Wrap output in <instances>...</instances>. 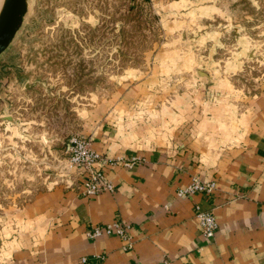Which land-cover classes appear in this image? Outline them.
<instances>
[{
  "label": "crops",
  "instance_id": "obj_1",
  "mask_svg": "<svg viewBox=\"0 0 264 264\" xmlns=\"http://www.w3.org/2000/svg\"><path fill=\"white\" fill-rule=\"evenodd\" d=\"M202 87L207 97L193 102L119 90L85 111L96 151L139 159L104 167L112 192L82 194L79 175L76 189L42 191L17 208L0 264H264V88ZM195 177L214 180L215 191L179 197ZM196 205L214 214L210 241ZM110 222L127 226L130 246L86 236Z\"/></svg>",
  "mask_w": 264,
  "mask_h": 264
},
{
  "label": "rangeland",
  "instance_id": "obj_2",
  "mask_svg": "<svg viewBox=\"0 0 264 264\" xmlns=\"http://www.w3.org/2000/svg\"><path fill=\"white\" fill-rule=\"evenodd\" d=\"M221 81L264 88V0H28L0 54V255L17 208L76 189L85 111L119 90L193 102Z\"/></svg>",
  "mask_w": 264,
  "mask_h": 264
},
{
  "label": "built area",
  "instance_id": "obj_3",
  "mask_svg": "<svg viewBox=\"0 0 264 264\" xmlns=\"http://www.w3.org/2000/svg\"><path fill=\"white\" fill-rule=\"evenodd\" d=\"M67 149L69 161L78 176L86 175L82 181V192L85 195L114 191V184L106 177L104 167L117 164L129 167L139 159L136 157L130 159L122 157L110 158L96 151L91 145L90 139L81 136H73L70 138ZM215 189L216 183L214 180L204 181L195 177L187 186L179 188L176 193L179 197H184L196 192L210 194ZM195 209L202 236L208 241L212 240L217 230V222L213 212L211 210H203L198 205L195 206ZM85 234L89 239H95L102 235L115 234L123 239L128 246L131 245L129 235L127 234V226L120 222L93 225L86 230ZM87 259L84 256L81 258V262L87 263Z\"/></svg>",
  "mask_w": 264,
  "mask_h": 264
},
{
  "label": "water",
  "instance_id": "obj_4",
  "mask_svg": "<svg viewBox=\"0 0 264 264\" xmlns=\"http://www.w3.org/2000/svg\"><path fill=\"white\" fill-rule=\"evenodd\" d=\"M28 0H2L0 5V54L11 43L27 11Z\"/></svg>",
  "mask_w": 264,
  "mask_h": 264
},
{
  "label": "bare ground",
  "instance_id": "obj_5",
  "mask_svg": "<svg viewBox=\"0 0 264 264\" xmlns=\"http://www.w3.org/2000/svg\"><path fill=\"white\" fill-rule=\"evenodd\" d=\"M1 3V2H0Z\"/></svg>",
  "mask_w": 264,
  "mask_h": 264
}]
</instances>
